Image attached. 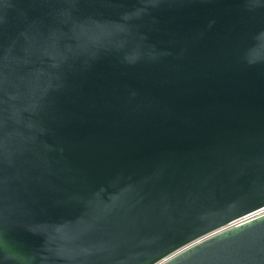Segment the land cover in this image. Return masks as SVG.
Wrapping results in <instances>:
<instances>
[{
  "label": "water",
  "instance_id": "95a60500",
  "mask_svg": "<svg viewBox=\"0 0 264 264\" xmlns=\"http://www.w3.org/2000/svg\"><path fill=\"white\" fill-rule=\"evenodd\" d=\"M264 206V0H0V264H151ZM164 264H264V214Z\"/></svg>",
  "mask_w": 264,
  "mask_h": 264
},
{
  "label": "built area",
  "instance_id": "2783aa9c",
  "mask_svg": "<svg viewBox=\"0 0 264 264\" xmlns=\"http://www.w3.org/2000/svg\"><path fill=\"white\" fill-rule=\"evenodd\" d=\"M263 214H264V206L259 207L256 210H253V211H251V212H249V213H247V214H245V215H243V216H241V217H239V218H237V219H235V220H233V221H231V222H229V223H227V224H225V225H223V226H221L215 230H212L208 233H205V234L185 243L184 245L174 249L173 251L162 256L161 258H159L158 260L154 261L151 264H164L165 262H167L171 258L175 257L176 255L180 254L181 252L185 251L186 249L196 245L197 243H200L201 241H203V240H205V239H207V238H209V237H211V236H213V235H215V234H217V233H219L225 229L239 225L241 223H244L248 220H251V219L258 217L260 215H263Z\"/></svg>",
  "mask_w": 264,
  "mask_h": 264
}]
</instances>
